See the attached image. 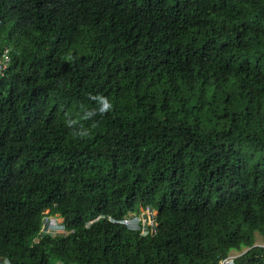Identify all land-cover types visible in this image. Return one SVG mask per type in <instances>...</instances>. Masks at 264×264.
<instances>
[{
  "label": "trees",
  "instance_id": "obj_1",
  "mask_svg": "<svg viewBox=\"0 0 264 264\" xmlns=\"http://www.w3.org/2000/svg\"><path fill=\"white\" fill-rule=\"evenodd\" d=\"M6 49L0 264H264V0H0Z\"/></svg>",
  "mask_w": 264,
  "mask_h": 264
},
{
  "label": "rangeland",
  "instance_id": "obj_2",
  "mask_svg": "<svg viewBox=\"0 0 264 264\" xmlns=\"http://www.w3.org/2000/svg\"><path fill=\"white\" fill-rule=\"evenodd\" d=\"M141 211H142V215H145V216H143L142 219H141V217H136V216H131L132 218L129 217L128 218L129 225L131 227L138 228L139 227L138 222L140 220H142L143 225H144V226H142L143 230H147L148 229L147 226L151 225L155 222L156 211L151 209V208H149L147 210L142 208ZM58 219H59V221L62 220L60 218H58ZM52 228L57 229V230H62V227H58V226H53ZM154 228L155 227H152V231ZM256 244L264 246V238L262 236H260L259 234H257V237H256ZM231 254H240V251L238 252V251L232 250Z\"/></svg>",
  "mask_w": 264,
  "mask_h": 264
},
{
  "label": "built area",
  "instance_id": "obj_3",
  "mask_svg": "<svg viewBox=\"0 0 264 264\" xmlns=\"http://www.w3.org/2000/svg\"><path fill=\"white\" fill-rule=\"evenodd\" d=\"M10 61H11V58H10V55L8 53V50L6 49L4 51V53H2L0 55V76L4 75L6 69L8 68L9 64H10ZM139 217V216H138ZM122 222L126 223L129 227H131L129 225V220L128 219H124ZM56 225V223H54L52 221V219L49 220L48 222V228L49 229H52V227ZM138 225H139V222H138ZM132 228H135V227H132ZM63 229V228H62ZM240 254H230L227 258L223 259L221 261V264H234V259L236 257H238ZM6 264H9V263H6Z\"/></svg>",
  "mask_w": 264,
  "mask_h": 264
},
{
  "label": "clouds",
  "instance_id": "obj_4",
  "mask_svg": "<svg viewBox=\"0 0 264 264\" xmlns=\"http://www.w3.org/2000/svg\"><path fill=\"white\" fill-rule=\"evenodd\" d=\"M136 217H138V216H136ZM129 218V217H128ZM128 218H125V219H128ZM132 218V217H131ZM52 219V221L54 222V223H56V225H54V226H58V227H62L63 229H64V226L59 222V221H57L56 220V218H51ZM62 229V230H63ZM52 230H54V231H62V230H57V229H54V228H52ZM6 263H9V261H5V264ZM10 264V263H9Z\"/></svg>",
  "mask_w": 264,
  "mask_h": 264
}]
</instances>
